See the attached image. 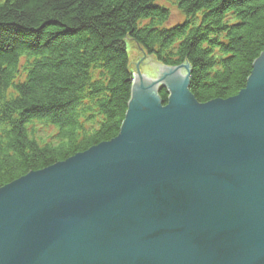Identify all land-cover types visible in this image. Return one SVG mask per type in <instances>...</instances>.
<instances>
[{"label":"water","instance_id":"1","mask_svg":"<svg viewBox=\"0 0 264 264\" xmlns=\"http://www.w3.org/2000/svg\"><path fill=\"white\" fill-rule=\"evenodd\" d=\"M126 47L118 135L0 188V264H264V51L199 103L188 62Z\"/></svg>","mask_w":264,"mask_h":264},{"label":"trees","instance_id":"2","mask_svg":"<svg viewBox=\"0 0 264 264\" xmlns=\"http://www.w3.org/2000/svg\"><path fill=\"white\" fill-rule=\"evenodd\" d=\"M173 4L182 21L168 27L157 0H0V188L118 135L128 41L165 66L188 62L199 103L245 87L264 51V0Z\"/></svg>","mask_w":264,"mask_h":264},{"label":"rangeland","instance_id":"3","mask_svg":"<svg viewBox=\"0 0 264 264\" xmlns=\"http://www.w3.org/2000/svg\"><path fill=\"white\" fill-rule=\"evenodd\" d=\"M157 2H158L159 5L165 7V8H167V9L169 10V14H170L169 21H170V22H167V23H166V26L171 27V26L175 25L176 23L182 21V15H181V13L178 12V10L176 9V6L173 4L174 0H157ZM146 53H147V52H146ZM147 56H149L148 53H147ZM183 63H184V62H183ZM183 63H182V64H183ZM182 64H180V65H178V66H176V67H179V66H181ZM167 67H168V66H167ZM133 75H134V74H133V72H132V77H133ZM131 89H132V85H131ZM161 90L166 91V93H167V95H168V90L166 89V85H165V84H163V85L160 87V89H159V91H158V95H159V93H160ZM168 96H169V95H168ZM168 96H167V97H168ZM159 97H160V96H159ZM130 98H131V92H130ZM130 98H129V101H130ZM129 101H128V103H129ZM127 106H128V104H127ZM36 128L38 129V125H37ZM37 137H38V135H37Z\"/></svg>","mask_w":264,"mask_h":264}]
</instances>
